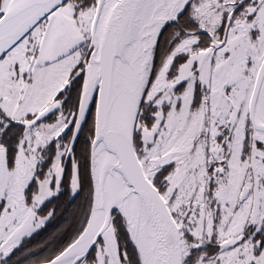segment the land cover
Returning a JSON list of instances; mask_svg holds the SVG:
<instances>
[{"label":"snow or ice","instance_id":"1","mask_svg":"<svg viewBox=\"0 0 264 264\" xmlns=\"http://www.w3.org/2000/svg\"><path fill=\"white\" fill-rule=\"evenodd\" d=\"M0 264H264V0H0Z\"/></svg>","mask_w":264,"mask_h":264}]
</instances>
